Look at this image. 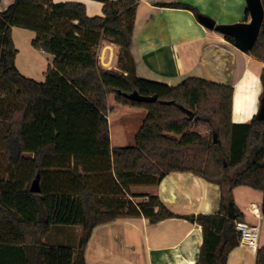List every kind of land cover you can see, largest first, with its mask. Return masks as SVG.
I'll list each match as a JSON object with an SVG mask.
<instances>
[{
  "label": "trees",
  "instance_id": "16d2710c",
  "mask_svg": "<svg viewBox=\"0 0 264 264\" xmlns=\"http://www.w3.org/2000/svg\"><path fill=\"white\" fill-rule=\"evenodd\" d=\"M167 6L194 10L186 3ZM135 10L136 0H103V15L90 17L81 3L15 0L0 11V118L6 121L0 129V264H86L84 249L98 224L120 216L143 215L152 223L174 216L156 195L136 205L125 197L131 186L156 184L172 171L191 172L220 189L216 213L187 216L202 229L195 264H227L239 244L235 186L262 190L264 215V119L232 122L229 85L197 76L168 85L137 76ZM12 26L33 31L31 45L52 56L43 81L16 68ZM103 38L119 46L118 69L98 63L95 47ZM247 52L264 63V17ZM260 78L264 84V65ZM133 91L156 100L125 95ZM10 93L15 105L8 109ZM109 94L147 110L134 145L110 147ZM192 124L205 125L210 135L190 130ZM92 172L102 175L100 187ZM37 173L40 190L31 192ZM53 225L79 226L77 247L44 243ZM255 264H264V245Z\"/></svg>",
  "mask_w": 264,
  "mask_h": 264
},
{
  "label": "crops",
  "instance_id": "0c3cea01",
  "mask_svg": "<svg viewBox=\"0 0 264 264\" xmlns=\"http://www.w3.org/2000/svg\"><path fill=\"white\" fill-rule=\"evenodd\" d=\"M14 2L0 0V11ZM52 2L81 3L88 16L103 15V0ZM172 3H186L194 10L167 6ZM198 15L209 17L216 24L248 20L245 0H136L131 46L136 75L168 85H176L189 76L229 85L232 87L231 120L247 123L254 117L258 108L255 103L264 89L260 78L264 63L247 51L238 49L224 34L206 27ZM15 28H19V35L25 39L22 44L23 65H34L37 59L49 65L52 56L31 45L34 35L23 34L21 27L12 26L11 38L17 49L15 66L20 55ZM112 45L114 51L116 46ZM107 46L109 48L110 45ZM17 69L26 76V72ZM214 184L191 172L172 171L156 184L131 186L125 197L134 205L145 201L147 195H156L174 216L154 223L143 215L120 216L98 224L93 228L84 249L86 264H195L202 229L187 216L218 211L220 189ZM232 196L242 213L238 219L248 224L260 223L259 247L264 245V215L261 212L263 191L237 185L232 189ZM251 204L254 207L250 208ZM64 227L53 225L43 242L47 243L49 239L54 243L52 245H67L75 249L80 239V228ZM67 230H73L72 242ZM243 248L248 249L238 244L229 253L227 264L233 257L242 259L240 264H246L247 253L243 252ZM251 253L255 261L257 251Z\"/></svg>",
  "mask_w": 264,
  "mask_h": 264
},
{
  "label": "rangeland",
  "instance_id": "374dc122",
  "mask_svg": "<svg viewBox=\"0 0 264 264\" xmlns=\"http://www.w3.org/2000/svg\"><path fill=\"white\" fill-rule=\"evenodd\" d=\"M19 28H15V40L16 43L18 44V48L20 50V55L18 56L17 60V68L20 70L26 72L25 75L28 76L29 78H32L35 81L41 82L45 78V71L47 69V62H45L42 59H37L36 63L33 65H23L22 61L24 60V50L22 44H24V37L19 35ZM21 31H23V34L26 33L27 35H34L33 31L31 30H24L21 28ZM116 46V49L113 51V45ZM110 45L109 48H107ZM95 50L97 52V59L98 63L101 67L105 69H118V57L120 54L119 46L113 43L110 38H103L100 40L98 45L95 47ZM256 59V58H255ZM30 70V71H29ZM28 72V73H27ZM215 81V80H214ZM263 84V83H262ZM253 86V85H251ZM264 87V84H263ZM264 94V89L262 88L260 92V96L256 103L258 108L255 111V114H257L260 104H261V99ZM259 102V103H258ZM7 107L8 109H11L14 105L15 102L13 100V94H9V99L7 100ZM107 105H108V110H107V115H108V124H109V132H110V147H122V146H131L134 145L135 143V134L137 130L139 129L142 120L144 116L146 115L147 110L143 107H135L132 105H127V104H121L118 103L114 100V95L109 94L107 98ZM254 114V116H255ZM6 125V121L0 118V129H3ZM190 130L197 131L203 136H209L210 132L208 128L205 125L201 124H192L190 126ZM1 144V142H0ZM2 173H3V168ZM93 173V172H92ZM102 175H100V172H95L89 176V178L94 181H96L97 186L100 187V180ZM216 184V183H215ZM214 184V185H215ZM60 226H67V225H60ZM72 227H77L73 225H69ZM64 227V228H65ZM79 229V227H77ZM65 233V231H63ZM73 230H67V233L69 234L70 237V242L74 239V233H72ZM262 232L264 233V225L262 226ZM263 238V235H262ZM261 238V243L263 242V239ZM55 242V241H53ZM48 244H54L51 243V241L48 239L47 240ZM243 252H246V259L245 262L246 264H255L254 261V256L251 253L249 249L244 250ZM242 260V259H241ZM240 258L233 257V260L231 259L230 264H240L241 263Z\"/></svg>",
  "mask_w": 264,
  "mask_h": 264
},
{
  "label": "water",
  "instance_id": "95a60500",
  "mask_svg": "<svg viewBox=\"0 0 264 264\" xmlns=\"http://www.w3.org/2000/svg\"><path fill=\"white\" fill-rule=\"evenodd\" d=\"M245 3L248 20L229 24H216L212 19L204 15H198V18L206 27L214 29L224 35L231 36L234 45L241 51H248L258 37L264 17V7L261 0H245ZM125 95L136 101L150 102L156 100L155 95H141L137 91H133L130 94L125 93ZM256 117L264 119V94ZM29 189L31 192H39V173L32 179Z\"/></svg>",
  "mask_w": 264,
  "mask_h": 264
},
{
  "label": "built area",
  "instance_id": "2783aa9c",
  "mask_svg": "<svg viewBox=\"0 0 264 264\" xmlns=\"http://www.w3.org/2000/svg\"><path fill=\"white\" fill-rule=\"evenodd\" d=\"M254 207L251 204L250 208ZM260 223L248 224L240 219H234V228L239 233V244L256 252L259 248Z\"/></svg>",
  "mask_w": 264,
  "mask_h": 264
}]
</instances>
